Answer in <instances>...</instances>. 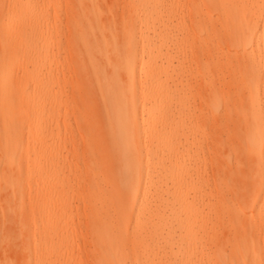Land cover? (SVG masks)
Returning a JSON list of instances; mask_svg holds the SVG:
<instances>
[{"label": "bare ground", "instance_id": "6f19581e", "mask_svg": "<svg viewBox=\"0 0 264 264\" xmlns=\"http://www.w3.org/2000/svg\"><path fill=\"white\" fill-rule=\"evenodd\" d=\"M47 1L0 0V242L65 264L77 194L93 264H264V0Z\"/></svg>", "mask_w": 264, "mask_h": 264}, {"label": "rangeland", "instance_id": "374dc122", "mask_svg": "<svg viewBox=\"0 0 264 264\" xmlns=\"http://www.w3.org/2000/svg\"><path fill=\"white\" fill-rule=\"evenodd\" d=\"M53 1H68V0H50V1H47V3H49V9L44 13V21L43 22L45 24H50V22H51V19L53 16V10H54ZM102 1H125V0H102ZM184 1H186V0H184ZM4 9H6V8L4 7ZM17 76H22V73H15L14 75H12V78L14 79ZM24 125H26L25 122H24ZM42 140L46 141L50 144V137L48 135L42 137ZM79 148H80L79 151L82 152L81 145ZM32 152L33 151L31 150L30 151L31 156H32ZM1 168H0V171L2 172ZM6 174H9V173H6ZM39 176H40L39 174H36V175H33L32 177H30L29 179L23 178L24 183H25V195H24L23 199H24V203L26 204L27 207H29L30 205L33 204L32 200L30 198H34L33 197L34 196V186L39 181ZM30 192H33V193H31L32 197L28 195ZM2 194L0 195V201L12 196V194L9 193L7 190H4ZM80 198L81 197L77 194L76 195L75 194L70 195V201L74 205L72 215H71L70 225L75 230L76 233L74 234L73 237H71L69 239L68 248H67L69 257L65 261H64V259L62 260L65 262V264H93L92 255H93V251H94L93 250L94 245H93L92 237L89 234V231L84 227L85 226L84 224L86 223V217H85V215H83L82 211H77L75 208L76 206H80V203H79ZM1 218H2V216H0V220H1ZM12 226L13 225H9L10 228H13ZM3 236H4L3 230H1V228H0V241L3 238ZM2 244H4V243L0 242V246ZM5 244L2 247H0V255H1L0 257L3 256L4 259H7V258H5L6 255H8L10 253V251H12L11 253L13 255H12L11 259L14 258L13 257L14 255L16 257V255L20 254V256H17L18 259L16 258V260H17V262L21 261L22 263L20 262V264H23L24 259L23 260L21 259V258H23V253L21 252V250L19 248L15 249V247L13 249L11 247V249H10ZM10 244L11 243H9L7 245L10 246ZM13 245H15V244H13ZM11 246H12V244H11ZM1 248H4V249L7 248V249H5V252H8V254H6L4 252L6 254L5 257L3 254L4 249L2 251ZM9 249H10V251H9ZM17 250H19L18 251L19 253L17 252L16 254H14ZM31 250H32V248H31ZM11 253L9 254L10 256H11ZM3 258H1V259H3ZM14 260L15 259L10 260V258H9V261H11V262H13ZM0 262H2V261H0ZM16 263H14V264H16ZM127 264H129L128 261H127Z\"/></svg>", "mask_w": 264, "mask_h": 264}]
</instances>
